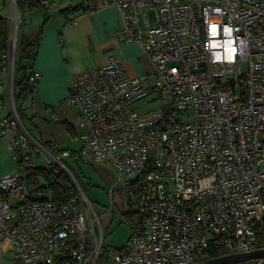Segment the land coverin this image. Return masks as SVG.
Returning a JSON list of instances; mask_svg holds the SVG:
<instances>
[{
    "label": "built area",
    "instance_id": "1",
    "mask_svg": "<svg viewBox=\"0 0 264 264\" xmlns=\"http://www.w3.org/2000/svg\"><path fill=\"white\" fill-rule=\"evenodd\" d=\"M6 6L0 139L14 170L0 177V244L23 264H196L264 248V0H81L86 13L117 8V40L135 43L153 73L129 76L109 56L72 77L61 103L78 110L77 151L22 123L13 88L22 20L16 0ZM39 79L33 70L30 84ZM145 99L160 108H132ZM63 158L108 174L105 212ZM40 168L66 178L61 200L29 191L23 172ZM116 193L139 221L120 248L104 245Z\"/></svg>",
    "mask_w": 264,
    "mask_h": 264
},
{
    "label": "crops",
    "instance_id": "2",
    "mask_svg": "<svg viewBox=\"0 0 264 264\" xmlns=\"http://www.w3.org/2000/svg\"><path fill=\"white\" fill-rule=\"evenodd\" d=\"M80 1L59 0V3L56 2L58 6L48 12L39 3L29 12L30 15H37L41 11L47 16L56 8L59 9L55 25L50 27L45 25L48 17L43 18L40 25L39 20H36L31 38L23 37L20 44L21 54L26 44L34 40L37 42L32 70L40 74V79L34 85L31 97L33 103L40 106H57L69 94V85L75 74L105 63L109 56L120 58L129 76L153 73L152 66L148 68L142 64V56L145 54L135 43L117 40L115 32L120 26V16L116 7L109 6L93 13H86L80 8ZM4 97L6 112L8 105L6 93ZM61 102L59 105H62ZM63 121L70 124L72 133L64 129L69 138H77L79 142L78 115L76 123L68 119ZM65 141L63 138V142ZM13 170L14 165L8 158L6 140L0 139V177Z\"/></svg>",
    "mask_w": 264,
    "mask_h": 264
},
{
    "label": "rangeland",
    "instance_id": "3",
    "mask_svg": "<svg viewBox=\"0 0 264 264\" xmlns=\"http://www.w3.org/2000/svg\"><path fill=\"white\" fill-rule=\"evenodd\" d=\"M59 3V0H55ZM7 6H0L2 13H7ZM30 11L21 12V24L17 30V58L20 56V44L23 37L31 38L33 27L36 25V20H39L41 24L43 18H47L46 26L50 27L56 24L59 16V9L56 8L52 13L45 16L41 11L37 15H30ZM28 13V14H27ZM38 18V19H36ZM152 19V13H150ZM146 55L142 56V64L151 67ZM25 72H30L31 62L26 59L20 61ZM18 65V62H17ZM243 71L246 70L245 65H242ZM24 71H17L16 75H21ZM61 102V101H60ZM59 102V103H60ZM58 105L54 107L40 106L33 103L32 97L27 96L25 99H16L15 104L24 126L31 132V134L42 142H57L64 149L77 151L79 149V142L77 138H69L65 132L61 121L68 119L73 123H76L78 111L73 106ZM135 111L140 113L157 110L160 108V102H149L146 99L138 101L132 105ZM78 130V129H77ZM63 138L66 140L63 142ZM9 158V154H8ZM10 159V158H9ZM63 163L74 173L76 176L84 194L89 201L101 212H105L110 205L109 194L107 193V181L108 174L100 169L99 165L93 164L89 161H83L80 159L63 158ZM40 163L41 160H40ZM24 176L28 172H23ZM29 191H33V194L40 199H51L52 192L47 189H36L47 186V180L44 175L37 177V184L28 183ZM119 194L116 193L114 197V206L112 212H109L105 220V232H104V245L111 246L113 248H120L124 246L131 236L132 230L129 226L126 211L134 210V207L120 206ZM1 248L4 250H1ZM0 264H22L16 259L8 245L0 244Z\"/></svg>",
    "mask_w": 264,
    "mask_h": 264
},
{
    "label": "trees",
    "instance_id": "4",
    "mask_svg": "<svg viewBox=\"0 0 264 264\" xmlns=\"http://www.w3.org/2000/svg\"><path fill=\"white\" fill-rule=\"evenodd\" d=\"M40 3V0H16V5L18 8L19 13L21 12H28L32 10L35 6ZM6 6V0H0V6ZM9 39V25L6 22L5 18L0 15V48H5L7 46V42ZM37 42L35 40L26 44L23 48L22 53L20 54L19 58L16 56V68H15V76H14V99H25L27 96H30L34 93V85L30 84L29 82V75L32 73L33 62L35 59V48ZM22 59H26L27 61L31 62L30 72L27 74L25 72V67L22 66L20 61ZM18 62V65H17ZM17 71H24L21 75H16ZM63 128L72 133L70 124L66 121H61ZM39 175H44L47 180L46 187H40L36 189H42L45 191L49 189L52 192V199L53 200H61L62 194L65 191L66 186V178L58 174L57 178H51V176L46 173L42 168L35 170V171H28L26 175V180L28 183L37 184V177ZM60 181V182H59ZM33 192V191H32ZM40 199V198H39ZM129 226L132 231H136L138 229L139 221L133 212H128L126 214ZM255 261H249L241 264H253Z\"/></svg>",
    "mask_w": 264,
    "mask_h": 264
},
{
    "label": "water",
    "instance_id": "5",
    "mask_svg": "<svg viewBox=\"0 0 264 264\" xmlns=\"http://www.w3.org/2000/svg\"><path fill=\"white\" fill-rule=\"evenodd\" d=\"M261 260H264V248L247 253L224 255V256L208 259L196 264H241L249 261H261ZM253 264H264V263H253Z\"/></svg>",
    "mask_w": 264,
    "mask_h": 264
}]
</instances>
